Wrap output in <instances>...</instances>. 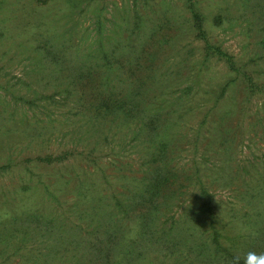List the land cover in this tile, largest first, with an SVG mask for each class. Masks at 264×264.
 <instances>
[{
  "label": "rangeland",
  "instance_id": "374dc122",
  "mask_svg": "<svg viewBox=\"0 0 264 264\" xmlns=\"http://www.w3.org/2000/svg\"><path fill=\"white\" fill-rule=\"evenodd\" d=\"M169 172L172 226L138 264H200L179 241L211 229L232 259L264 252V0H0V264H121L104 238ZM200 189L220 216L180 230Z\"/></svg>",
  "mask_w": 264,
  "mask_h": 264
},
{
  "label": "trees",
  "instance_id": "16d2710c",
  "mask_svg": "<svg viewBox=\"0 0 264 264\" xmlns=\"http://www.w3.org/2000/svg\"><path fill=\"white\" fill-rule=\"evenodd\" d=\"M193 13V18L197 23L199 35L201 36V39L204 40L207 50H211V46L205 41V38L203 37V31H202V24L198 16L196 15L195 11ZM166 145H159L157 151L160 154V156L157 154L155 156H152L151 159L148 161L153 163H158L159 159L161 158L162 154L166 150ZM46 160H49V158H46ZM45 161V159H43ZM147 161V163H149ZM148 173L145 174L147 176ZM154 175L150 177L144 176V187H142V190L137 191L138 193L135 194V207H140V205H143L146 208V212L141 215L138 218H135L136 223L130 229L132 231V236H123L115 238L110 240L109 238H104L101 247V251L103 253L109 254V252L112 253V257H122L121 258V264H138V259L144 256V253L142 252L143 249L148 248L149 244L152 245L155 240V237L158 236V239H160L163 235L164 229L167 231L171 228L169 226L168 228L165 227L162 223L159 222L160 217L162 216L163 212L170 210L172 207L171 205V199L175 198V193L168 192V189L173 184H177L176 178L179 177V175H175L172 172L166 173V175L161 173H153ZM190 177H185L183 179L184 182L190 180ZM170 180V181H169ZM200 182V178L197 177V180L195 179V183ZM179 183V182H178ZM176 193L180 192V187H178ZM183 194V193H182ZM185 194V193H184ZM138 200H140L138 202ZM197 200H200L201 202L197 205L196 203L194 205L190 204L186 208L183 209V211L180 213L179 218L177 220L180 230L182 228L189 224V222L192 221V218L196 215L200 218V215H204V217H208L211 221V225L214 224V222L217 220L218 215H215L213 210V203H212V197L208 194V192L205 189H200V191L197 192ZM192 206V207H191ZM118 207L122 209L123 207L118 202ZM231 211V208L230 210ZM122 215L126 216L127 210H120ZM220 216V215H219ZM222 216H226V212H223ZM177 228V230L179 229ZM120 230V229H119ZM129 231V230H128ZM180 231H175V235L177 236ZM208 238L200 237L197 238L196 241L193 242L192 245L191 241L185 240V241H179V237H177L178 241L180 242V246L183 249L189 248V251L197 252L196 257L200 258L197 261L202 264L206 262L207 258L210 256L212 257V260L215 261L218 257L224 261H227L228 259L231 260L230 250L225 249L222 247V235L221 231H216L214 229H211L210 235L208 234ZM121 238V239H120ZM6 244L7 246L12 243L13 238L12 237H6ZM22 244H24L25 240L22 238L19 240ZM188 241V242H187ZM19 249H16L14 253H11L9 256L6 257V259H9L11 257L16 256V253ZM211 252V255H210ZM133 255V256H132ZM124 257L131 256L128 260H124ZM23 258H27L26 262L29 264H38L37 261L40 263V256L36 255H30V256H24ZM136 261V262H135ZM112 264H115V262H112Z\"/></svg>",
  "mask_w": 264,
  "mask_h": 264
},
{
  "label": "clouds",
  "instance_id": "9594fccd",
  "mask_svg": "<svg viewBox=\"0 0 264 264\" xmlns=\"http://www.w3.org/2000/svg\"><path fill=\"white\" fill-rule=\"evenodd\" d=\"M238 229L243 234H249L250 230L242 223L237 224ZM252 236H255V232L250 233ZM230 264H264V252L257 253L256 251L249 250L244 254L243 257L236 255Z\"/></svg>",
  "mask_w": 264,
  "mask_h": 264
}]
</instances>
